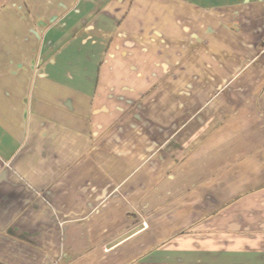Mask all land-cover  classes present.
<instances>
[{"label": "crops", "instance_id": "1", "mask_svg": "<svg viewBox=\"0 0 264 264\" xmlns=\"http://www.w3.org/2000/svg\"><path fill=\"white\" fill-rule=\"evenodd\" d=\"M0 264H264V0H0Z\"/></svg>", "mask_w": 264, "mask_h": 264}, {"label": "built area", "instance_id": "2", "mask_svg": "<svg viewBox=\"0 0 264 264\" xmlns=\"http://www.w3.org/2000/svg\"><path fill=\"white\" fill-rule=\"evenodd\" d=\"M105 249H107V248H105Z\"/></svg>", "mask_w": 264, "mask_h": 264}]
</instances>
